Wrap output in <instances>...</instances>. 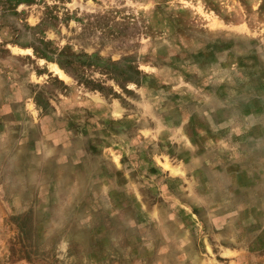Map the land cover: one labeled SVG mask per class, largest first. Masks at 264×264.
I'll use <instances>...</instances> for the list:
<instances>
[{
    "label": "rangeland",
    "instance_id": "rangeland-1",
    "mask_svg": "<svg viewBox=\"0 0 264 264\" xmlns=\"http://www.w3.org/2000/svg\"><path fill=\"white\" fill-rule=\"evenodd\" d=\"M0 264H264V0H0Z\"/></svg>",
    "mask_w": 264,
    "mask_h": 264
}]
</instances>
